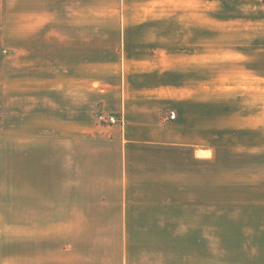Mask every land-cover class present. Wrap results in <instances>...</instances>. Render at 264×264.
<instances>
[{
    "label": "crops",
    "instance_id": "crops-1",
    "mask_svg": "<svg viewBox=\"0 0 264 264\" xmlns=\"http://www.w3.org/2000/svg\"><path fill=\"white\" fill-rule=\"evenodd\" d=\"M210 28V0H0V128L41 147L25 192L81 210L97 264L205 261L210 164L255 137L264 81L256 40L226 52Z\"/></svg>",
    "mask_w": 264,
    "mask_h": 264
},
{
    "label": "rangeland",
    "instance_id": "rangeland-1",
    "mask_svg": "<svg viewBox=\"0 0 264 264\" xmlns=\"http://www.w3.org/2000/svg\"><path fill=\"white\" fill-rule=\"evenodd\" d=\"M263 3L210 0V40L222 43L225 51L241 52L244 45L239 43L256 40L253 52L261 58ZM236 9L241 10L237 17ZM214 10H219L220 16H213ZM249 25L251 30L247 29ZM249 84L258 128L250 141L244 136L236 139L234 148L239 153L230 160L234 165L227 161L217 170L210 164L208 241L203 244V264H264V125L260 123L264 116V81L256 79ZM17 133V143H9L7 124L0 128V264H97L103 256L96 247L101 244L100 236L95 234L93 243L99 257H93L94 252L86 250L90 232L81 210L59 207L57 195L61 194L55 192L33 196L25 192L26 172L34 177L37 167L33 166L40 164L27 162L26 152L31 156L41 152V147L29 146L26 150L21 124ZM52 151L57 152V147ZM55 160L50 164H56ZM216 179L218 185L224 182L225 193L218 192Z\"/></svg>",
    "mask_w": 264,
    "mask_h": 264
},
{
    "label": "built area",
    "instance_id": "built-area-1",
    "mask_svg": "<svg viewBox=\"0 0 264 264\" xmlns=\"http://www.w3.org/2000/svg\"><path fill=\"white\" fill-rule=\"evenodd\" d=\"M176 117V113L175 112H171L169 118L170 119H175ZM98 121L102 124H106V125H112V124H116V123H122L123 119L122 117H120L118 114L116 113H107V112H101L98 114Z\"/></svg>",
    "mask_w": 264,
    "mask_h": 264
},
{
    "label": "trees",
    "instance_id": "trees-1",
    "mask_svg": "<svg viewBox=\"0 0 264 264\" xmlns=\"http://www.w3.org/2000/svg\"><path fill=\"white\" fill-rule=\"evenodd\" d=\"M264 1V0H263Z\"/></svg>",
    "mask_w": 264,
    "mask_h": 264
}]
</instances>
